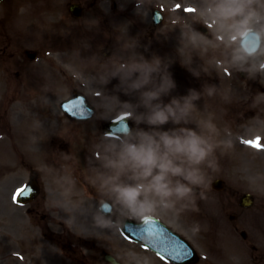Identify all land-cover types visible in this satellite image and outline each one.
<instances>
[{
	"label": "clouds",
	"instance_id": "clouds-1",
	"mask_svg": "<svg viewBox=\"0 0 264 264\" xmlns=\"http://www.w3.org/2000/svg\"><path fill=\"white\" fill-rule=\"evenodd\" d=\"M189 6L196 7L205 26L211 24L217 38L231 47L234 67L242 70L250 61L264 58V0H203ZM260 70L264 71V59ZM111 79L118 80L115 93L130 99L121 101L115 93L103 95L105 114L108 119L125 114L132 122L116 138L102 134L93 150L94 179L112 215L147 219L161 212L178 214L193 206L197 189L207 182L205 168L215 164L218 146L211 120L188 126L193 124L194 102L200 93L189 90L165 102L176 88L168 65L157 56L146 58L138 53L121 61L102 82ZM214 91V85L206 87L207 95ZM98 216L100 227H115L110 217ZM127 255L130 264H153L148 255Z\"/></svg>",
	"mask_w": 264,
	"mask_h": 264
},
{
	"label": "rangeland",
	"instance_id": "rangeland-1",
	"mask_svg": "<svg viewBox=\"0 0 264 264\" xmlns=\"http://www.w3.org/2000/svg\"><path fill=\"white\" fill-rule=\"evenodd\" d=\"M66 1V0H63ZM91 0H85V2H88ZM130 0H117V9L113 10L112 5L109 2H103V3H97L95 6V18L92 19V21L88 22L85 25H81L82 27L86 28L88 30L87 35L89 34V30L91 31V42L95 40L94 42V49H97L98 47H111L112 50H114V57L118 58L117 62L113 66L110 67V69H113L115 66H117L121 61L127 60L134 52L135 48L138 46L140 41H136V36L138 35L139 37H147L149 35L148 31V12L146 9V4H144L142 7L137 8L136 10H132L129 6ZM101 13H104L106 16H103ZM139 14H142L143 17L138 20L137 17ZM101 17L103 19H101ZM126 18L128 23H124L123 19L121 18ZM131 19V22L129 20ZM119 20V22H118ZM132 23H135L138 27L137 29V35L136 36H131V30L136 33L134 30V27ZM54 26V21L47 20L46 25L40 28V25L37 24L36 27L40 28L35 32L34 34L38 36V34H41L42 36H46L47 32L46 30H50L52 28V25ZM33 28V29H36ZM90 28V29H89ZM53 31V30H52ZM54 33V32H53ZM118 33H123V35L126 37H121L119 40H117V35ZM133 37V38H132ZM90 39V37H89ZM134 39V42H133ZM153 41L155 40L156 42L161 41V33H159V30L157 31V34L155 37L152 39ZM190 46L192 47L191 41H188ZM25 43L27 45L30 44V39L26 40ZM117 43H120L118 47L120 51L117 54ZM172 44V42H171ZM203 47L201 49H196L198 51H202L205 56L209 57V72L206 68V58L202 60L203 63H205V66H200L198 64H188V60L186 58L187 54L189 53H180L178 50H176V53L174 54L173 48L171 46H167L166 48L162 49L163 46L161 47H147L146 50H144V57L146 58H151L152 56H157L161 58L165 63L166 60L168 59H173L174 57H182L183 61H176L174 64H171L169 68L172 70H169V72L172 75V78L176 79L175 75H182L186 76L188 80L194 82L197 81V76L194 74H201V78L205 77V79H209L210 83L216 84L218 88H215L214 94L217 95L218 89L220 90L221 87V82L220 80H216L218 77H221L223 75L216 74L215 78L214 76L210 77L208 76L209 73H213V67L216 68L217 71V64L218 62H221L222 59L218 57L217 55L212 57V51H210V48L205 44L202 43ZM62 47H64L63 44H61ZM175 47V46H174ZM140 48H144V46H140ZM206 48L209 50L207 52ZM195 49V48H194ZM129 50L133 52H129ZM73 54L71 55V59L78 64L83 61V65L85 66H90L91 68H88L91 70L93 73L99 74L102 78V74L105 72L106 67L102 64H97L94 62L93 59H91L87 54L84 52H75L72 51ZM97 60L101 61V56L99 53L94 51ZM129 52V53H128ZM143 52V51H141ZM119 54L121 57H119ZM192 59H197L198 55L193 54L190 56ZM195 62V61H193ZM213 62L215 64L213 65ZM167 64V63H166ZM184 69V70H182ZM189 69V70H187ZM174 71V73H173ZM79 73L76 74V76L82 77V72L81 70H78ZM182 73V74H181ZM206 73L208 75H206ZM85 77V76H84ZM96 79H99V76H95ZM209 77V78H208ZM83 78V77H82ZM87 78H90L86 76L84 78V83L86 86V89L88 90H96L95 88H99L95 82L94 79L88 80ZM180 81L182 79L179 77ZM40 80V78H39ZM55 82V83H54ZM57 80L52 76H49L45 79L42 80L41 82V89H43V92H48L52 93L56 92L55 90L61 89V83L57 84ZM110 87L109 91L112 93H115L116 86L118 85V80L117 79H111L110 81ZM182 84V83H181ZM211 84V86H213ZM24 87L29 86L28 82L22 84ZM183 85V84H182ZM185 85V83H184ZM64 87V85L62 84ZM183 86L178 87V89L182 88ZM64 90V89H62ZM58 90L56 92L55 97H46V96H37V100H41V106L40 107H35V111L38 113V111H47V113H43V115H46L47 118H45L50 125V128L53 131V135H59L62 136V139L64 141V145L62 146V149H56V148H49L50 145L47 144V141L51 135L47 134L44 130L41 131L42 134H39V137H37L35 141V144L29 145V148L33 147L30 149V152H32L31 156H28L25 151H22L25 153V155H22V152L18 151L15 149V145L11 147L12 149L8 148V154L6 155V150L4 146L0 143V157L3 156V158H0V264H16L14 260H12L11 257L16 253V250L14 248L15 242H17V236L15 234V225L21 221V218H24L25 222H28L29 224H32V222L35 221V219L32 216H29L27 214V207H16L14 203H12L13 195L12 193L17 190V188L24 183V176L26 175L27 170L29 167H34L41 171L42 175H44V171L46 169L47 164L49 161L47 159H50L49 156L46 158L45 155L43 154V150L46 148H49L53 151V158H55L59 164H65L67 169L75 171L77 164L79 163L78 160L81 159V156H78L77 151L72 148L67 150V147L71 148V141L75 142L73 138L78 137L77 131L70 130L72 127H77L73 126L72 124H68L67 126H63L65 131H61L59 125H54L53 122H57L60 124V121H57L59 117V111H58V105L59 102L62 99H65L68 96V93L66 91ZM101 90V89H100ZM67 93V94H66ZM177 93V92H175ZM200 93V91H199ZM66 94V95H65ZM119 95V99L121 101H127L130 98L123 93H115ZM12 96V95H11ZM18 98H22L21 95H18ZM200 100H203L204 98L202 97L200 93ZM216 99V98H215ZM169 100L168 97L165 98V102ZM221 101V99H220ZM219 101V102H220ZM229 103H233V105H236V102L240 103V99H235L230 98L228 99ZM21 102H16L14 106L20 105ZM99 109H104L102 101H95L93 102ZM195 107L199 105L201 112L205 113L207 111V108H210V103L203 101V102H194ZM222 103V101H221ZM50 104V105H49ZM227 102L224 100V105H226ZM30 110V109H26ZM194 110V108H193ZM225 111V109H224ZM43 119V118H42ZM107 119V117H106ZM91 125L92 123H88ZM87 124V125H88ZM216 133L213 134V139L215 138L217 142V147L222 149L224 147L228 148L231 147L233 151L236 150V152L240 155L239 158H237L233 164H235L234 169H230L226 163H223L222 161H215V164L213 167L210 168H205L206 176H207V183H209L211 180H214L216 178H222L225 180V183L227 187L230 190L229 195H220L216 194L210 191H205L203 195L198 197L196 199V202H198L199 205V212L195 213V216L199 223H203L205 225H200L201 228H205V231L210 232L212 234L215 233H220V229H224L227 227V224L229 222L228 215L229 211L227 208L224 206L226 201L230 200V197H233L235 194L239 192H249L254 195L256 194H261L264 193V152L262 151H254L253 149L245 148L243 146H238V147H233L230 146L229 144V138L226 140L224 137L227 135V131L224 129V127H220L216 123ZM143 127V125H142ZM88 130V128L86 129ZM89 132L93 133L91 129L88 130ZM86 131V133L88 132ZM94 134V133H93ZM93 134H87L86 137L88 138L89 141H91L90 136ZM232 136H235V138L232 140V142L236 143L239 141H243V138H248L252 137V134H244V133H229ZM80 138L85 137L84 135H80ZM78 137V138H79ZM95 137V138H94ZM94 137H92V141L98 143L99 138L96 137L94 134ZM41 139L42 143H39L40 146H42L40 149L38 148V141ZM28 148V147H27ZM28 148V149H29ZM95 147L92 149L94 150ZM93 150L90 151L89 154H86L85 158V163L91 167V158L94 161V167H97L96 161L91 157V154L93 156ZM250 150V151H249ZM217 151V150H216ZM215 151V152H216ZM12 155H11V153ZM58 152H61L63 155L64 153V158L63 160L60 159L63 156H60L57 154ZM258 152V153H256ZM220 157H224V154L222 151H220ZM38 154H40L38 156ZM35 157H38L36 159ZM21 159L23 160V164L21 163ZM256 161L257 166H253L252 160ZM22 166H20V165ZM79 165V164H78ZM81 166V165H79ZM82 167V166H81ZM93 169V168H92ZM91 169V171H92ZM37 170V171H38ZM38 171V172H39ZM78 173V171H77ZM87 175L90 174V176H85V179L83 180L82 177L79 175V178L81 180H78L80 184H86V189L87 193L85 201L78 202V198L74 197L72 194H69L68 196L65 194H55L58 196L56 198V202L51 200L50 198V193L54 190L53 189H48L46 188V183H45V193L42 198V200H48L46 203L43 204L45 206V211H49L51 213V216L54 217L56 216L57 218L54 219L53 222V228L56 231H60V227H67V232L69 236H71L70 240L72 243L77 245V248L82 247L83 251L85 253L90 254L91 253V246L92 243H98V239H105L107 242L109 239L113 240L115 239L116 236H114L113 230L110 228L106 227H100L97 223V220H100L101 218L98 216L100 213L98 212V206L96 203V200L92 198V192H96L101 194L100 188L97 189V182L95 181L94 177L92 176V173L90 171L85 172ZM262 176V177H261ZM43 179V177H42ZM90 186H88V185ZM79 187H74L73 189H78ZM56 189V188H55ZM85 189V190H86ZM104 197L103 195H101ZM59 201H64L62 204H59ZM260 204V203H259ZM62 207V208H61ZM81 208V210H78V208ZM42 208L39 207H34V210H40ZM56 209L61 210L62 212L66 213H57ZM33 210V212H35ZM76 211V212H75ZM50 213H47L48 215ZM75 213L78 218H76ZM67 214V217L65 216ZM158 215L164 216L165 218H170L171 221H176L178 223V226L186 228L188 220H181L179 221L178 219H175L174 214L170 212H161ZM40 216V215H39ZM215 221L217 224H219L221 228L217 229L213 225V222ZM264 221V211L260 208L248 212L245 214H240L237 219V223L242 227V229L246 230L247 233L250 235V238L254 242L255 245L258 246V251L253 252V251H247L246 255L252 254L259 255L261 252L264 254V240H259L255 236H253L254 233H257L260 231V228H264L262 223ZM59 222L63 223L62 225L59 224ZM196 222V221H193ZM258 223L261 225L258 226ZM253 224V225H251ZM33 225V224H32ZM30 228H34L36 230V227L33 225ZM256 225V227H254ZM187 229V228H186ZM216 231H215V230ZM188 230V229H187ZM226 230V229H225ZM264 230V229H263ZM111 236V237H109ZM109 237V238H107ZM114 237V238H113ZM69 239V238H68ZM78 239L81 241L79 242ZM56 253L59 254V251L56 250ZM7 258L10 260L9 262L7 261ZM264 264V263H263Z\"/></svg>",
	"mask_w": 264,
	"mask_h": 264
},
{
	"label": "flooded vegetation",
	"instance_id": "flooded-vegetation-1",
	"mask_svg": "<svg viewBox=\"0 0 264 264\" xmlns=\"http://www.w3.org/2000/svg\"><path fill=\"white\" fill-rule=\"evenodd\" d=\"M11 1H4L0 4V70L4 75L12 77V73L19 69L22 62V50L19 46L20 39L16 36V31L14 28L16 26L9 25V17L11 13L9 12V6ZM180 2L186 4L189 9L192 10L193 4H202L203 0H179ZM196 8V7H195ZM186 11L180 10L178 13V26L180 27V33L184 37L188 38H197L198 32L201 31V20L199 16L195 14H187ZM165 17L167 13L165 12ZM213 30V28H212ZM214 31V30H213ZM193 42H196L194 40ZM4 47L7 49L4 51ZM4 51L5 56H2ZM264 59V58H261ZM261 59L257 58L256 60L250 61L246 66L243 77L241 78V89L246 91L249 96H254L253 89L258 88L260 92V105L259 107H264V71L260 70V61ZM252 74H256L255 77H252ZM192 264H199V262H194ZM205 264H210L209 262Z\"/></svg>",
	"mask_w": 264,
	"mask_h": 264
},
{
	"label": "snow or ice",
	"instance_id": "snow-or-ice-1",
	"mask_svg": "<svg viewBox=\"0 0 264 264\" xmlns=\"http://www.w3.org/2000/svg\"><path fill=\"white\" fill-rule=\"evenodd\" d=\"M177 10H179V8H177ZM186 13H187V14H195V13H194V10H188V11H186ZM66 110H67V109H66ZM245 143H248V144H250V145L253 146V147H259V146H260V145H259V140H256V141H245ZM20 194H21L20 191H18L16 195H20ZM13 199H14V201H15L16 197L14 196ZM149 223H150V222H149L147 219L144 220V225L147 226ZM142 230L145 231V232H147V231H150L151 229H149L148 227H145V228L142 229ZM161 259H163V257H161Z\"/></svg>",
	"mask_w": 264,
	"mask_h": 264
}]
</instances>
